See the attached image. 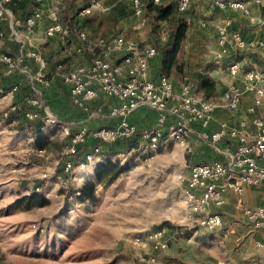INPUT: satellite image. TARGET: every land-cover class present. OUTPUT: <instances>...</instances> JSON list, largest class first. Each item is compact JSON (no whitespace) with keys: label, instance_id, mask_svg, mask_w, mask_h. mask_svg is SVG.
I'll use <instances>...</instances> for the list:
<instances>
[{"label":"built area","instance_id":"obj_1","mask_svg":"<svg viewBox=\"0 0 264 264\" xmlns=\"http://www.w3.org/2000/svg\"><path fill=\"white\" fill-rule=\"evenodd\" d=\"M21 1V0H18ZM45 0H35L39 4L32 14L24 21L17 18L10 8L13 0H0V23H5L11 30V37L19 43L17 54L1 55L6 65L7 75H19L25 79L32 96L25 104L14 102L20 84L10 88H0V101L8 104L3 112V118L9 125L24 123L27 130H33V123L41 121V130L50 127L60 128L67 139V146L61 152L58 162L62 171L59 179H65L75 170L87 172L102 160V145L115 144L139 136V149L156 152L164 139H169L193 152L190 142L194 134L193 125L198 123L204 130L199 133L200 139L209 144L224 160L195 163L192 165L189 177L179 175L183 183L182 190L185 214L188 219L199 215V226L214 232L221 229L224 221L221 215L209 213L211 206L220 207L226 203L227 195L232 192L243 197L246 190L264 185V117L258 113L264 101V66L248 65L243 69L241 63L230 64L227 69L233 75L241 74L242 86L229 87L219 101L206 98L198 92L196 85L185 77L177 87L166 76H157L152 69V61L157 55L154 45H142L141 41L126 35L114 37L93 38L85 30L76 33L77 44L75 52L83 54L86 48L93 52V59L88 65H80L74 69L64 70L59 65V78L68 86L70 99L74 107L91 118L108 115L116 119L112 126L95 129L83 127L76 132L70 125L61 124L58 118L46 108L42 92L35 86L38 82L42 87H49L50 81L45 76L46 58L39 52L26 51V44L20 40L19 29L33 31L45 27L47 38L60 37L69 39L73 32L70 23L61 19V5L56 3L44 9ZM197 0H179L177 9L186 13ZM218 9L239 10L250 15V8L241 1L213 0ZM102 0H81L77 20L93 14L101 5ZM148 2L160 4L161 0H131L133 13L143 17ZM252 5L264 8V0H252ZM251 22L264 26V20L251 18ZM3 36V35H2ZM161 42L167 38L165 32H160ZM217 42L220 52L215 65L223 68L224 60L240 53H248L258 47H264L261 40H247L240 32L230 33L227 26L217 28ZM37 65L32 72L30 62ZM247 64L245 60L244 65ZM246 95L252 96V104L245 107L243 101ZM105 99V104L94 105L96 101ZM243 107V108H242ZM140 108H147L157 115V125L153 128L139 129L130 120V116ZM242 108V110H241ZM223 109L230 112L242 111L245 116L237 127L223 121L213 132L207 129L216 111ZM97 143L85 151L82 159H77L80 147ZM45 156L47 151L42 149ZM153 158L149 157L147 160ZM243 214L248 222L260 229L264 224V207L243 208ZM167 229H157L148 234L147 238L138 236L135 245L148 251L150 243L154 251L165 250L168 243L164 236ZM258 247L264 244L257 243ZM141 261L153 263L154 257L147 253L140 256Z\"/></svg>","mask_w":264,"mask_h":264},{"label":"rangeland","instance_id":"obj_2","mask_svg":"<svg viewBox=\"0 0 264 264\" xmlns=\"http://www.w3.org/2000/svg\"><path fill=\"white\" fill-rule=\"evenodd\" d=\"M57 2L66 22L81 6V0H45L44 9ZM173 17L184 18V13L174 10ZM70 24L74 34L86 27L93 38L122 34L142 45H155L159 33L169 32L173 22L156 21L147 12L135 16L131 0H102L82 24ZM194 32L206 40L202 29L194 27ZM210 61L207 48L197 45L190 53L185 43L178 56L182 69L173 72L171 80L179 85L185 75L204 76L201 69ZM220 97L213 92L210 98L219 101ZM240 112L227 114L234 118ZM2 115L0 264H217L224 257V245L218 244L221 232H205L199 227V215L185 217L184 185L178 177L190 172L194 147L189 153L164 139L156 152L135 147L123 158H105L103 164L112 161L117 168L103 171L101 182L96 179L99 166L87 172L75 170L60 180L61 157L46 147L47 154H40L44 148L40 140L34 144L30 133L16 134ZM59 144L63 143H55V150ZM89 181L96 183L92 193L77 198L74 193ZM166 222L172 228L164 226ZM159 228L167 229V249L154 251L150 243L144 252L135 245L136 237L147 238ZM144 253L155 262L141 261Z\"/></svg>","mask_w":264,"mask_h":264},{"label":"crops","instance_id":"obj_3","mask_svg":"<svg viewBox=\"0 0 264 264\" xmlns=\"http://www.w3.org/2000/svg\"><path fill=\"white\" fill-rule=\"evenodd\" d=\"M179 0H165L166 3H171L175 11H178ZM241 1L249 6L251 12L250 15L232 9H218L214 5L213 0H197L195 1L188 11L184 13L188 22V31L183 41L182 48L187 44L190 53H194L197 49V45H201V48H207L211 52V61L209 65L203 67L205 73L216 84V94L222 95L231 86H242L244 83L241 78V74L233 76L227 69L230 64L241 63L243 69L248 68V65L264 66V47H258L248 53H240L231 55L224 60L223 68H219L215 65V60L220 52V47L217 42V28L219 26H227L230 33L240 32L244 34L247 40H261L264 38V26L258 23H252L251 18H255L258 21L264 20V8L252 5V0H235ZM60 4V2H57ZM23 14L19 11L15 16L19 18ZM84 27V26H83ZM195 28H200L204 31L206 40L200 39L199 35L194 32ZM80 30L88 32L84 27ZM191 33H188V32ZM9 26L5 23H0V88L8 87L11 83L7 77H13L12 79L20 84L18 93L16 94L14 102L17 104H25L29 99V95H32L29 85L25 79L19 75H7L6 65L1 60V55L5 53L17 54L19 51V43L14 40L11 35ZM89 33V32H88ZM3 35V36H2ZM90 35V33H89ZM116 34L108 37H114ZM20 40L23 41L26 46V51H36L41 53L47 61V68L45 70V76L50 81L49 87H42L38 82L35 86L40 89L43 95L44 104L59 120L61 124L70 125L72 131L76 132L79 129L86 127L88 129H95L104 126H112L116 119L108 116H98L91 118L82 111L78 110L71 102L68 86L59 78V65H62L64 70L70 71L80 65H88L93 59V52L90 48H86L83 54H77L75 52V46L77 44L76 34L63 40L60 37L47 38L45 36V27L35 29L33 31H27L19 29ZM204 38V37H203ZM9 41V43H6ZM199 42V43H198ZM17 46V47H16ZM17 48L13 49V48ZM181 48V49H182ZM181 51V50H180ZM74 53V54H73ZM58 60V61H57ZM245 60L247 64L244 65ZM55 65L54 63H57ZM32 72L37 70V65L31 61ZM152 69L156 73L160 69V60L158 57L152 61ZM188 77L195 85V79L191 76ZM3 79V80H2ZM7 79V80H6ZM177 87L176 81H173ZM212 99V98H209ZM105 104L109 106V103L105 99L96 101L94 105ZM245 107L252 104V96L246 95L243 101ZM8 109L6 102L0 101V113ZM258 113L264 117V101L259 107ZM232 118L227 114V110L220 109L216 111L211 124L207 131H215L219 124L223 121H228L230 126L237 127L240 120L245 116L243 112L236 113ZM130 120L140 130L144 128H153L157 125V115L154 111L147 108H141L130 116ZM13 131L17 133H30L32 138L30 142L36 144L40 139L46 140L48 143L47 149L50 152H55L59 157L63 149L67 146V139L64 137L60 128L50 127L47 130H40V133H36L34 130L29 131L26 129L24 123H19L16 126H12ZM194 134L190 138V142L194 147L192 153V159L195 163L212 162L216 160H224V157L214 151V149L207 143L202 142L199 133L204 131L198 123L193 125ZM59 144L58 150L54 149V145L57 142ZM33 146V145H32ZM138 147V145H137ZM45 148V150H46ZM122 148V147H119ZM104 147L102 153V160L95 164L91 169L97 168L104 163L105 158L118 159L123 158L126 154L130 153L132 149H124L121 152L113 154L118 149L106 150ZM148 159V158H147ZM149 160H146V162ZM190 172L187 177H189ZM89 178V177H88ZM264 207V185L252 187L246 190L243 197L230 192L226 197V203L223 206L216 207L211 206L209 213L219 214L222 216L224 225L218 231L221 232L222 237L218 244L224 245V257L218 259L217 264H264V246L258 247L257 243L264 244V224L260 229H255L245 218L243 214V208H257ZM187 218V216L185 215ZM200 227V226H199ZM207 232V231H205Z\"/></svg>","mask_w":264,"mask_h":264},{"label":"trees","instance_id":"obj_4","mask_svg":"<svg viewBox=\"0 0 264 264\" xmlns=\"http://www.w3.org/2000/svg\"><path fill=\"white\" fill-rule=\"evenodd\" d=\"M37 6H39V4L36 3L35 0H21V1L13 0V2L10 4V8L14 14H17L19 11L23 12V14L19 17L23 21L32 14L33 10ZM145 12L153 16V18L156 21H170V22L172 21L173 22V25L170 31L166 32V36H167L166 40L164 42H161L160 39L158 38L159 41L157 42V44L154 45L157 50L156 57H158L160 60V69L155 74L157 76H166L168 78H171V75L173 72H177L182 69L181 67L178 66V56L182 48L183 41L187 34V29H188L187 19L185 18V16L184 18L183 17H173L174 7L171 3L154 4L153 2H148L146 5ZM71 20L72 22L76 21L79 24H82L83 22L82 21L80 23L77 20V14L72 15L70 18V21L67 20L68 22H66L65 20H62V21L66 23H72ZM6 43H9V41H6ZM16 47L13 49L17 50ZM12 78L13 77H10V76L7 77V79L10 80L11 84L8 87H4V88H10L14 84H17V81ZM195 83H196L198 92L202 94L203 96H205L206 98H210L213 92H216L215 82L205 75L195 78ZM31 96L32 95L30 94L28 97H31ZM41 126H42L41 121H37L33 123V130L36 133H40ZM139 138H140L139 136H136L135 138H132L130 140L119 141L115 144H111V145L104 144L102 145V150L104 149V147H107L106 150H109L111 148L113 150L116 147L118 150L113 153V154H116V153L121 152V150H124V149L128 150L131 148H135L139 144V140H140ZM39 143L44 148L48 146V143L46 140L40 139ZM96 144L97 143L90 142L89 144L80 147L78 150L77 159H82L84 152L90 150ZM119 147H122V148H119ZM116 168H117V164L113 163L112 161H109V163L106 165L101 164L97 168V175H96L97 181L101 182L103 180V171H108L110 169L114 170ZM115 176L116 175H113L112 177L114 178ZM95 184L96 183L92 181L85 183L83 187L80 189V191L75 192L74 195L77 198H82L85 194L86 195L91 194L93 189L95 188ZM164 226L172 228V224L170 222L164 223Z\"/></svg>","mask_w":264,"mask_h":264}]
</instances>
